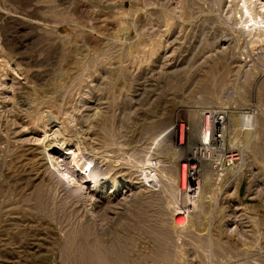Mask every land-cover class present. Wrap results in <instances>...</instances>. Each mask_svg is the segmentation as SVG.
<instances>
[{
  "label": "rangeland",
  "instance_id": "374dc122",
  "mask_svg": "<svg viewBox=\"0 0 264 264\" xmlns=\"http://www.w3.org/2000/svg\"><path fill=\"white\" fill-rule=\"evenodd\" d=\"M249 2L254 20L245 0H0V264H42L24 251L43 237L47 264H77L67 233L100 241V264H264V12ZM212 112L225 150L206 161ZM195 156L199 188L182 190Z\"/></svg>",
  "mask_w": 264,
  "mask_h": 264
},
{
  "label": "bare ground",
  "instance_id": "6f19581e",
  "mask_svg": "<svg viewBox=\"0 0 264 264\" xmlns=\"http://www.w3.org/2000/svg\"><path fill=\"white\" fill-rule=\"evenodd\" d=\"M249 1L250 0H245V6H246L245 8L247 10L246 13L249 14V16L253 19L254 17L252 15V8H251L253 6V4L250 3ZM256 1H258V3H260V6H261L260 10H262L264 12V0H256ZM242 14H243V11H242ZM249 16H248V18H249ZM260 16L262 17V15H260ZM261 17H260V19H261ZM263 20H264V18H263ZM261 23L262 24L259 26L260 30H261L260 32H262V30H264V21L261 22ZM257 37H260V36H257ZM211 114L213 116L211 118L212 119L211 120L212 121L211 127L214 128V130L216 129L215 130V137L212 136L210 138V140H209V135L207 133H210L211 129L208 126L207 129L205 128V131H208V132H205L204 136L199 139L201 141V143H200V146L202 147L201 149L205 151V154L204 153L202 154V158H204V160H206V161H207V158H206L207 156L205 157L204 155H206V153L208 152V150L211 147L214 150L219 151V152L220 151L224 152V150H225L224 149V144H223V142H224V130H225V126H226L225 125V121H226L225 120L226 119L225 113H216V112L213 113L212 112ZM208 120H209V118H208ZM191 122H192V120H191ZM204 124H206V123H204ZM238 125H239V123H238ZM200 126H201V124H200ZM233 126H235V125H233ZM248 131H250V130H248ZM209 146H211V147L209 148ZM234 156L236 157V155L228 156V161L230 163H232V160L234 159ZM216 157H217V155H216ZM218 157H220V156H218ZM206 161L199 160L198 157L195 156L194 159L191 157L190 160L188 161V163H186L185 166H183V164H180V167H182V169L180 168V171H179L178 183L180 184L182 190L186 189L188 182H195L196 181V178H197V176H198V174L200 172V168L199 167L202 166L203 162H206ZM192 163H196V165H191ZM185 167H186V170H185ZM214 168H216V167H214ZM83 205L85 206V204H83ZM185 224H186V221H185L184 218H182V219H180L178 224H176V226L181 228ZM41 235H44V233H42ZM89 238L90 237H88V235L83 236V234L79 235L78 233H67V235H64V237H63V239L61 241V259L64 260V262L68 261V262L77 263V264H80V263L81 264H100L105 259H107L110 256V255H108L109 252L107 250H105L104 247H102L103 245H101V242L96 240V239L90 240ZM40 241L42 242V243H40V245H33V247L30 250L27 249L24 252H25L26 255H28L27 257H32V258L36 259L38 262H41L42 264H47L45 262V258H46V256L49 255L48 253L50 252V250H49L50 248L48 246H46V244H48L49 241H48V239L46 240V237L41 238ZM57 256H58V254H57Z\"/></svg>",
  "mask_w": 264,
  "mask_h": 264
},
{
  "label": "built area",
  "instance_id": "2783aa9c",
  "mask_svg": "<svg viewBox=\"0 0 264 264\" xmlns=\"http://www.w3.org/2000/svg\"><path fill=\"white\" fill-rule=\"evenodd\" d=\"M188 185H190L192 190H197L198 188V180H196L195 182H188ZM196 187V189H195Z\"/></svg>",
  "mask_w": 264,
  "mask_h": 264
}]
</instances>
